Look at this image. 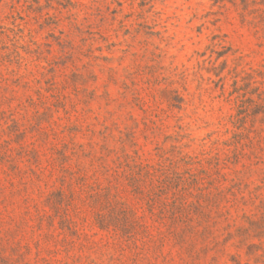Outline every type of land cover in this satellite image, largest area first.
Masks as SVG:
<instances>
[{"label":"rangeland","instance_id":"rangeland-1","mask_svg":"<svg viewBox=\"0 0 264 264\" xmlns=\"http://www.w3.org/2000/svg\"><path fill=\"white\" fill-rule=\"evenodd\" d=\"M0 264H264V0H0Z\"/></svg>","mask_w":264,"mask_h":264}]
</instances>
